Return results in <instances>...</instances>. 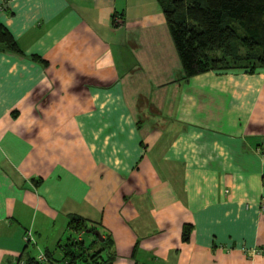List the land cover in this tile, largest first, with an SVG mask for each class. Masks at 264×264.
<instances>
[{
    "label": "crops",
    "instance_id": "obj_1",
    "mask_svg": "<svg viewBox=\"0 0 264 264\" xmlns=\"http://www.w3.org/2000/svg\"><path fill=\"white\" fill-rule=\"evenodd\" d=\"M0 24L22 51L0 47V264L69 238L109 239V264H264V69L182 81L156 0H0Z\"/></svg>",
    "mask_w": 264,
    "mask_h": 264
},
{
    "label": "trees",
    "instance_id": "obj_2",
    "mask_svg": "<svg viewBox=\"0 0 264 264\" xmlns=\"http://www.w3.org/2000/svg\"><path fill=\"white\" fill-rule=\"evenodd\" d=\"M156 1L181 64L182 81L210 71L254 74L264 69V0ZM0 47L22 54L1 24ZM69 228L81 233L89 230V234L97 230L85 219L75 217L71 218ZM188 232L184 230L183 239L188 238ZM33 243L34 240L26 245ZM102 245L96 250L81 240L69 238L64 245H58L63 257L51 264H109L111 255L105 257L104 251L110 249V240L105 238ZM43 254L45 260L30 256L24 264L48 263V253Z\"/></svg>",
    "mask_w": 264,
    "mask_h": 264
},
{
    "label": "built area",
    "instance_id": "obj_3",
    "mask_svg": "<svg viewBox=\"0 0 264 264\" xmlns=\"http://www.w3.org/2000/svg\"><path fill=\"white\" fill-rule=\"evenodd\" d=\"M33 241V234L31 231H26L24 234V242L30 243ZM37 260L42 261L45 260V256L42 252L38 253L36 255ZM61 264H66V263H61Z\"/></svg>",
    "mask_w": 264,
    "mask_h": 264
},
{
    "label": "water",
    "instance_id": "obj_4",
    "mask_svg": "<svg viewBox=\"0 0 264 264\" xmlns=\"http://www.w3.org/2000/svg\"><path fill=\"white\" fill-rule=\"evenodd\" d=\"M262 143H264V139L262 140ZM86 233H88V234H89V233H90V231H89V230H87V231H86ZM92 234H93L94 236H96L98 240L102 241V237H101V234H100V232H99V231H97V230H96V231H93V232H92Z\"/></svg>",
    "mask_w": 264,
    "mask_h": 264
}]
</instances>
